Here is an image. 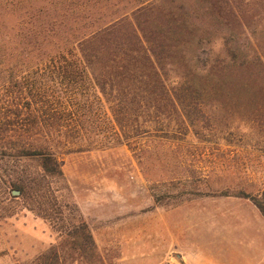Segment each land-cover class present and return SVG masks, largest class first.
Here are the masks:
<instances>
[{"label":"rangeland","instance_id":"rangeland-1","mask_svg":"<svg viewBox=\"0 0 264 264\" xmlns=\"http://www.w3.org/2000/svg\"><path fill=\"white\" fill-rule=\"evenodd\" d=\"M38 8L54 19L38 20ZM123 17L159 30L150 40L168 89L185 98L189 82L202 95L176 110L151 108L154 119L135 108L120 145L106 103L86 86L82 101H72L82 131L61 156L63 181L19 196L23 173L38 172L37 162L18 156L15 133L36 65L62 41L75 43ZM37 26L57 31L38 38ZM259 58L264 64V0H0V264H38L48 248H62V217L77 216L100 256L91 264H184L175 253L176 208L264 190V95L236 94L221 80L234 79L233 62ZM66 256L89 263L77 251Z\"/></svg>","mask_w":264,"mask_h":264},{"label":"trees","instance_id":"trees-1","mask_svg":"<svg viewBox=\"0 0 264 264\" xmlns=\"http://www.w3.org/2000/svg\"><path fill=\"white\" fill-rule=\"evenodd\" d=\"M33 14L38 20L54 19L43 8H38ZM138 25L135 26L129 18L123 17L75 43L62 41L52 48L54 54L47 56L46 61L38 62L33 90L28 89V93H22L24 100L30 97L31 101L28 100L21 112H17V117L22 116L23 120L15 130L18 136V156L26 161L37 162L38 172L23 173L14 187L19 196L29 195L33 188L44 185L45 191L49 192L46 184L63 181L61 156L70 152V143L76 145L72 140H79L82 131L80 122L77 121L79 116L75 115L77 111L73 112L72 101H82L81 90L86 86L93 88L106 103L119 131L116 134L121 136L120 145H125L128 135H131L132 111L135 108L148 109L149 116L154 119L159 113L151 112V108H159L165 103L176 110L180 103L188 101L190 106V102L196 100L194 95H202L189 82L184 83L187 88L185 90H188L185 98L178 95V90L168 89L161 74L162 68L157 66L159 64L154 45L150 40L155 39L159 30L152 24L147 28L145 25ZM32 29L35 37L44 39L57 31L56 28L39 26ZM233 63L232 66L237 67L234 76L236 81L232 76L224 75L221 76L222 82H226L227 78L232 84L229 85L231 91L234 87L236 94L244 93L248 96L255 90L264 95V64L261 59ZM244 69L249 71L245 72ZM177 83L176 80L175 84ZM188 117L187 114L186 118L189 119ZM42 197L46 200L44 204L49 205L48 210H52L49 200L53 198L52 194L46 193ZM242 198L250 200L264 218V190L255 196L245 195ZM56 213L62 217V212ZM45 217L49 219V216ZM62 220L68 223L58 233L62 248L51 246L37 257L36 262L64 264L69 258L72 260L71 264H74L76 260L66 256L68 249L73 253L77 251L80 259L89 261L88 264H91L92 259L100 262L91 231L81 217H62ZM71 221H77V224H72Z\"/></svg>","mask_w":264,"mask_h":264},{"label":"crops","instance_id":"crops-1","mask_svg":"<svg viewBox=\"0 0 264 264\" xmlns=\"http://www.w3.org/2000/svg\"><path fill=\"white\" fill-rule=\"evenodd\" d=\"M175 243L184 264H264V218L249 200L205 197L175 209Z\"/></svg>","mask_w":264,"mask_h":264}]
</instances>
